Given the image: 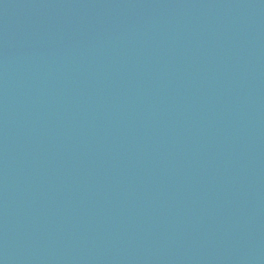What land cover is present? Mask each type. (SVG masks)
Returning <instances> with one entry per match:
<instances>
[{
	"label": "water",
	"instance_id": "1",
	"mask_svg": "<svg viewBox=\"0 0 264 264\" xmlns=\"http://www.w3.org/2000/svg\"><path fill=\"white\" fill-rule=\"evenodd\" d=\"M0 264H264V0H0Z\"/></svg>",
	"mask_w": 264,
	"mask_h": 264
}]
</instances>
